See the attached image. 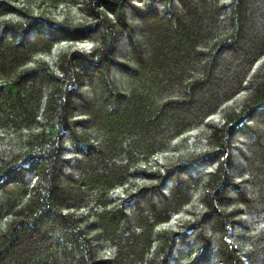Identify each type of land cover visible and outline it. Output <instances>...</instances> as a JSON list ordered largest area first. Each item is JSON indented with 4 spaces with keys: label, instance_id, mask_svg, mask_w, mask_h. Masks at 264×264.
Listing matches in <instances>:
<instances>
[{
    "label": "trees",
    "instance_id": "16d2710c",
    "mask_svg": "<svg viewBox=\"0 0 264 264\" xmlns=\"http://www.w3.org/2000/svg\"><path fill=\"white\" fill-rule=\"evenodd\" d=\"M0 264H264V0H0Z\"/></svg>",
    "mask_w": 264,
    "mask_h": 264
}]
</instances>
